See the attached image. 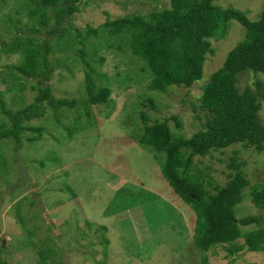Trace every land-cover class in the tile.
<instances>
[{"label":"rangeland","instance_id":"obj_1","mask_svg":"<svg viewBox=\"0 0 264 264\" xmlns=\"http://www.w3.org/2000/svg\"><path fill=\"white\" fill-rule=\"evenodd\" d=\"M24 3L6 0L5 6L0 4V42L15 37L17 25L7 18L17 19L15 10ZM78 4L80 10L71 24L83 31L107 20L148 15L168 7L169 0H80ZM215 4L241 10L252 21L259 20L264 10V0H220ZM23 20L32 22L25 16ZM48 29L30 35L40 42L51 37ZM245 37V28L231 20L228 36L211 40L215 53L208 55L202 80L189 88L174 86L162 93L148 89L151 77L145 61L136 62L130 51L103 50L100 54L105 60L96 63L100 75L95 78L112 91L107 104L88 110L64 108L63 115L49 109L44 117L27 123L42 128L43 138L29 142L32 134L25 133L21 150L0 141V259L9 264H203L202 258L207 256V264H264V252L243 249L228 256L223 248L228 245L219 244L207 253L200 251L194 242V212L165 180L155 154L137 141L144 132L141 112L147 113L149 125L156 119H170L177 135L190 137L202 130L206 119L199 106L201 87ZM1 50L0 99L7 108L18 110L32 103L36 92L30 89L31 83L22 93L17 91L18 99L6 91L8 84L1 81V74L8 71V65L18 63L19 57ZM73 55L78 57L76 52L57 48L49 55L54 71L48 84L57 98L86 97L84 74L77 69L80 64H72ZM257 81L264 85V77L244 72L238 88L241 92L247 87L256 90ZM262 104L264 123V101ZM172 116H178L179 126ZM234 150L246 160L251 183L264 185V152L257 154L235 145L195 158L198 168L212 178L209 189L227 183L230 171L226 164ZM250 191L251 187L246 188L247 196L237 206L236 215L238 219L262 217L264 227V208L253 204ZM256 228L251 225L242 230ZM237 243L243 245L244 240Z\"/></svg>","mask_w":264,"mask_h":264},{"label":"trees","instance_id":"obj_2","mask_svg":"<svg viewBox=\"0 0 264 264\" xmlns=\"http://www.w3.org/2000/svg\"><path fill=\"white\" fill-rule=\"evenodd\" d=\"M79 1L25 0L15 10L18 18H7L8 22L14 20L17 33L10 41L0 42L1 53L19 58L18 63L6 67L8 71L1 74V81L8 84L6 91L12 93L13 99H18L17 91L22 93L29 83L36 95L32 103L18 110L7 108L0 99V117L3 116L0 141H8V146L15 151L21 150L25 133L32 134L27 139L29 142L43 138L42 128L27 123L44 117L49 109L63 115L64 108L88 110L93 105L107 104L112 91L95 78L100 75L96 63L101 65L105 60L100 54L103 50L125 54L130 51L136 62L145 61L150 70V91L162 93L174 86L192 87L202 80L208 55L215 53L211 40L225 39L230 21H237L246 30L245 39L229 52L223 65L201 87L199 106L206 119L203 129L190 137L177 135L169 124L170 119H156L149 125L147 113L141 112L144 132L138 135L137 141L155 154L165 180L194 212V242L200 251L207 253L219 244L228 245L223 247L228 256L243 249L264 252L262 217L248 215L238 219L236 215L248 187H251L253 204L264 208V185L251 183L245 171L247 162L239 156L241 152L234 150L226 164L230 171L227 183L214 189L208 187L212 185V178L195 163L196 157L212 156L235 145L257 154L264 152V123L260 117L264 85L257 81L256 90L247 87L241 92L238 88L239 76L244 72L264 77V10L259 20L252 21L241 10L216 5L220 0H169L168 7L148 15L107 20L99 27L89 25L82 31L71 24L74 14L80 10ZM0 2L5 6L6 0ZM24 16L32 22H25ZM53 20L54 25H50ZM44 29H48L50 38L37 42L39 38L30 35ZM54 48L78 53L76 58L73 55L72 64H80L77 69L84 74L86 97L54 96L53 87L48 84L54 71L49 57ZM150 103L153 106V99ZM171 118L180 125L178 116ZM251 225L258 228L242 230ZM240 239L244 240L243 245L237 243ZM202 262L207 264V256ZM0 264L9 263L0 259Z\"/></svg>","mask_w":264,"mask_h":264}]
</instances>
